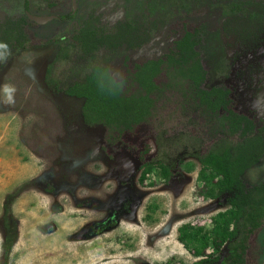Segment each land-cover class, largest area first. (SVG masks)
I'll return each instance as SVG.
<instances>
[{"label": "rangeland", "instance_id": "rangeland-1", "mask_svg": "<svg viewBox=\"0 0 264 264\" xmlns=\"http://www.w3.org/2000/svg\"><path fill=\"white\" fill-rule=\"evenodd\" d=\"M5 1L2 27L19 23L24 15L23 0ZM56 1L69 10V0H28V4L32 12L48 14L47 4ZM247 1L238 0L237 4L243 9ZM249 2L256 7L247 3L244 12L229 11L231 3L218 2L201 5L208 11L193 15L192 4L183 0H77L78 13L67 23L52 21L33 28L28 23L30 28L20 29L25 34L19 41L29 40L30 46L19 49V44H10L7 61L0 62V86L10 84L17 90L16 102L11 105L0 93V264H178L180 258L186 259L178 244V228L184 224L208 228L210 218L229 207L226 195L203 203L197 198L200 165L193 156L206 153L207 140L222 135L220 129H214V119L201 118L189 99L188 106H183L179 91L165 90L155 95L152 116L123 132L119 140L112 138L113 142L106 140L103 126L84 123L82 99L59 91L72 82H84L97 65L108 68L112 75L119 72L124 80L130 60L163 57L173 46L178 26L201 24L198 50L207 71L206 85L224 83L234 104L239 94L243 105H249L245 90L254 93L259 83L253 69L257 63L251 58L264 59V0ZM89 20L94 22L88 23L91 28L100 31L96 35L104 36V31L110 43L118 28L131 35L118 42V49H102L99 44L89 55L68 44L67 59L57 62L59 88L48 87L44 79L59 37ZM128 72L121 86L126 97L137 91L132 82L134 71ZM162 82L165 77L161 75L155 83ZM180 105L186 111L183 116ZM140 159L155 168L159 164L171 167L169 181H164L156 168L147 177L152 185L142 186L138 181ZM262 167L264 159L261 167L245 172L243 182L253 186L264 181ZM129 183L136 210L128 216L119 215L117 225L93 239H71L82 224L92 227L98 222H114L117 212L108 205L119 186ZM80 194L82 200L86 197L82 209L90 205L85 211L75 210ZM262 224L259 232L248 237L246 264L262 262L263 257L254 261L250 257L264 250Z\"/></svg>", "mask_w": 264, "mask_h": 264}, {"label": "trees", "instance_id": "trees-1", "mask_svg": "<svg viewBox=\"0 0 264 264\" xmlns=\"http://www.w3.org/2000/svg\"><path fill=\"white\" fill-rule=\"evenodd\" d=\"M87 42H89L88 38L84 42L86 47L84 48L83 45L82 50H95V43L87 45ZM198 44L199 38L187 33L176 43L177 51L168 54L165 60H151L140 67L138 66L139 68L132 77L137 91L130 96L126 97L122 94V84L113 82L107 68L97 66L93 67V72L88 78L90 83H87V86L84 85L68 93L86 97L87 100L83 107L85 121H102L110 127L113 124L119 127L145 121L146 117L150 116L151 111L155 109L156 99L154 100L152 95L159 96L165 89L180 90L183 98L185 94H194L195 98L192 102H199V106H205L211 112H216L221 107L225 109L226 91L221 89L205 91L200 88L205 81L206 73L201 66L198 53L195 51ZM163 72L167 81L158 85L154 79L160 77ZM185 102L187 103V100ZM228 113L227 117L231 119L228 134L232 136L241 128L245 119L231 111ZM260 152L251 153L246 145L226 142L215 144L203 155L199 152L195 154L201 166L198 180L202 184L197 190V195L204 198H217L225 193L231 194L228 197V202L231 205L230 210L213 218L214 225L210 230L212 246L215 250L220 251L227 243L230 247L231 255L226 259L227 262L221 264H245L244 254L247 251L248 237L262 226L264 184L246 188L241 180L244 171L257 161ZM141 168L140 183L142 186L152 185L147 182L146 176L156 168L164 181H168L171 176L169 167L163 164H159L155 168L153 164L145 162ZM243 211L245 215H243ZM181 232L184 237L191 239V242L186 244L188 248L192 247L196 254H202L205 251L198 239L200 236L198 231L183 228ZM7 244L9 246L10 242ZM261 252L263 253L264 250Z\"/></svg>", "mask_w": 264, "mask_h": 264}, {"label": "flooded vegetation", "instance_id": "flooded-vegetation-1", "mask_svg": "<svg viewBox=\"0 0 264 264\" xmlns=\"http://www.w3.org/2000/svg\"><path fill=\"white\" fill-rule=\"evenodd\" d=\"M183 1L189 2V3L192 4L193 10L191 12H192L193 15H196V14L197 15H201L205 11H208L207 8L205 9L204 7H200L201 5L207 6L208 4H213V6H214L218 2L219 3H223V2L231 3L230 6H228L229 7V11L234 10L235 12L236 11L237 12L246 11L247 3H250L254 7H256V4H254V2H249L250 0L247 1L243 5V9H242V4L241 5L237 4L238 0H183ZM56 2L48 3L47 6H46L47 9H45V10L48 11V14H43V13H40L38 11H36V12L33 11L32 12L30 10V6L28 4V0H23V13H24L23 18H20V20H18L19 23L10 22L9 24H7V23L4 24L3 27L0 26V42L7 43L8 45H10L12 43H16V44H19V46H18L19 49H25L26 47L30 46L31 42L28 40L25 43L21 44V42L19 41L20 37H21V34H25V33H23V31L20 30V29L22 27H24V26H26V28H30L28 23L31 24L32 28L35 27V26H43L44 27V26L48 25L50 22H52V21H56V22H60V23H63V22L67 23L68 21H70L71 19H73L77 15V13H78L77 0H69V2H68L69 10L68 11H66L64 6H61V4L58 5V3L59 2L62 3V1H56ZM4 6H7L6 1L5 0H0V21L3 19L4 15L7 13L3 9ZM13 9L14 8H12V11H13ZM12 15H15V14H12ZM12 17L13 16L8 14V18H12ZM40 17L46 18V20L44 22H42V23H39V22L34 20V18H40ZM88 23L94 24V22H92V20H89V22H87V23L85 22L82 25L81 28L74 27L72 33L68 34V32H67V33L61 34V36L59 37V39H58L59 41L57 42V46H56L55 57H54L53 61L51 62V64L48 66V68L46 70V76H45V79H44V81H45L44 83H46V85L48 87L50 86V87H53L54 89H58L59 88L58 81H57L58 75H56V71H57V68H58L57 62L59 61V59L61 61L67 59L68 52H69V48H68L69 46H67L68 44L78 47L81 52L85 53V55H89V54L93 53L96 50V47L99 44L103 45V47L101 46L102 49L103 48H109V50H112V51L115 50L116 48L118 49V48H120V45H121L118 42H124L126 36L131 35V34H122V33H120V28H118V30H117L118 34H116V36L114 37L112 43H110L108 36H106L107 33H104V31H103L102 34H105L104 36L96 35V34H99L100 31L99 30H95L94 27L91 28L92 26H90V24H88ZM201 27H202L201 24H199L196 27V26H190L189 24L188 25H186V24L184 25V23H183L182 26L181 27L178 26V28L175 31V34H177V36H175L173 38V40H172V42H173L172 45L173 46H171L169 48V50L167 51V53L165 55H163V57H160L158 59H147V60H144V61L142 60V61H136V62H133L132 60H130L129 62L131 63V65L128 64V67H125L124 70L128 74H130L128 72V70L129 71L131 70V72L134 71V73L132 74V77H133V75L135 74L136 70L140 66H142L144 63H146L148 61H151V60H153V61L165 60V57L168 54H170L171 52H176L177 51L176 43L179 42V40L182 39L185 34L188 33V34H191L193 37L199 38V44L195 47V51L198 53V57H199L201 66H202L203 70L206 73L205 81L201 84L200 88L202 90H205V91H210L212 89H221L222 91H226V97H225L224 100L227 102L225 104V109H224V107H221L216 112H211V110H208L205 106H199L198 105L199 102L198 103L197 102L193 103L194 104L193 105L194 111H198L200 113L201 118H203V119H209V120L214 119V129H220V131L222 132V135H218L219 137L215 141L210 140V139L207 140V144H204V146L205 147L206 146L209 147L207 149V151H208L211 147H213L217 143L232 142L233 144H238V145H241V146L246 145L248 151H250L251 153H255V152L261 151L259 153V155H258L257 161L255 163H253L248 169H246L244 171V173L242 174L241 180L243 182L242 177L245 175V172L250 170V168H252L253 166L254 167L255 166L261 167L263 159H264V73H263L264 72V59L263 58H259V56H257V60H255V56H253L251 58V62L253 64L257 63V66L253 68L254 72H255L254 75H259V78L257 80L259 83H258V85L256 87L255 92L254 93H249V89L248 88L245 90V93H246V95H247V97H248V99H249L251 104L248 105V103H246V105L245 104L243 105L242 100L238 99L239 98V94H238V98H237V104H236V101H235V104H234L233 100H230V98H229V97H231L230 96L231 90L229 88H227L224 83H223L224 86L222 84H220V83L216 84V85H213V86L206 85L207 71H206V69H205V67L203 65V58H202V56H201V54H200V52L198 50V47L201 44V40H202ZM113 29H115V28H113ZM25 32H27V30H25ZM120 34H122V35H120ZM87 38L89 39V42L91 41L90 42L91 44L95 43V45H94L95 46V50L94 49L90 50V51L82 50L83 45H84V48L86 47V44L84 42L86 41ZM94 38H98V39H96L94 41ZM88 44L89 43L87 42V45ZM105 44H108V45H105ZM103 59H105V58H103ZM97 67L106 68V67L98 66V65H97ZM72 72H73V70H72ZM91 72H93V71L91 70L90 73L85 76L84 82H80V81H78L77 83L76 82H74V83L72 82L71 85L69 84L70 86H68L67 88H64L62 91H59V92H63L65 95H67L69 97L83 100L82 118H83L84 123L86 125H88V126H98V125L99 126H103L105 128V130H106V140L113 141V142L115 140H113L112 138H117L119 140V138L122 136L123 132L124 133L130 132L131 130L134 129L135 126H137V125H139L141 123L143 124L147 120V118H150V116H152L153 111H151V115L150 116L146 117L145 121H143V122H141L139 124L131 123V124H128V126H125V125L121 126L120 125L119 127H117L114 124L112 125V127H110V125H107V124H105L102 121H100V122L85 121L84 115H83V107H84L85 102L87 100L86 97H78L76 95H71L68 92H70L71 90L73 91V90H75L77 88L83 87L87 83H90L88 78L90 77ZM109 73H110L111 76H113L110 71H109ZM127 73L125 74L124 80L126 79ZM76 75H79V74L77 73ZM161 75L165 77V82H166L167 80H166L165 73L163 72V73H161ZM156 79H157V77L154 79V81H156ZM124 80H122V81H124ZM165 82H162V83H165ZM166 91H177V92L179 91L180 94H181V91L180 90H176V89H174V90L167 89ZM155 95L156 94H153L152 98L154 97V99H156ZM254 95L256 96V98H253ZM178 96H181L183 98L182 94L178 95ZM194 98H195L194 94H191V95H186L185 94V97L183 98V106H184V104L187 105L185 100L189 99L190 101H192ZM248 107H250L251 109L248 108ZM178 110H179V113H181L182 116L186 114L185 109L181 105L178 107ZM248 110L251 111V112H249ZM228 111H231V112H233L234 114H236L238 116H242L245 119L244 123L241 125V128L238 131H236V133L233 134L232 136H230L228 134L229 127L231 126V119H229L227 117L229 115ZM178 117H179V114H178ZM202 128H203V125L200 127V129H202ZM207 138H209V137H207ZM202 139H206V138H202ZM160 147H161V144H160ZM147 149L149 150V148H147ZM200 154L203 155L205 153L202 152ZM193 157H195V154H194ZM196 160H197V158H196ZM138 162H139L138 169L141 170L140 176H139V180H138L139 183H140V177H141V174H142L141 166H142V164L145 163V161H142L140 159ZM199 165H200V163H199ZM165 166H167V165H165ZM176 167L178 168L177 165H176ZM200 168H201V166H200ZM262 168H264V167H262ZM262 168H260V171L263 172ZM169 169H170V171H172L171 167H169ZM186 169H187L188 172L191 171V168L189 169L187 166H186ZM199 171H200V169H199ZM149 175L150 174H148L146 176V179H148L147 177ZM171 176H172V173H171ZM171 176H170V178H171ZM198 183H201V182L198 180ZM261 184H264V181H262V182H260L258 184H255L253 186H250V185L247 186L244 183L246 188H253V187L259 186ZM201 186H202V184H201ZM198 188H200V186H198ZM115 191L116 190H114V192ZM114 192H112L110 194L113 195ZM115 193H117V194L114 195L115 197L113 196L114 198L112 200V204L108 205V208H111L114 212H117L116 217L114 219V222H113V220L111 222H103V223L102 222H98V223L93 224L92 227L87 226V225L85 226V225L82 224V228L79 229V232L75 231L72 234V238H71L72 240L74 239V240L79 242V241L88 240V239H91V238L93 239L99 233H102L105 230L112 229L111 227H112V225L114 223L115 224L117 223L119 215L128 216V213H131L132 211L136 210V209L133 208V206H134L133 204L134 203H133V201L131 199V197H133L134 202L136 200V197H135L134 192H133V185L131 183L123 185V186L120 185L118 190ZM81 195L82 194H80L78 196L79 199H77V198L75 199L74 206H75V210L76 211H77L78 208H80L81 211H85L88 207H90V205H85L86 208L82 209V206H84V204H83L84 202H82V201L86 202V197H85V200H82ZM224 195L227 196L225 202L228 204L229 207L225 211L218 212L216 215H214V216H212L210 218V225H211L210 227L208 226V228H207V227L201 226V225L195 226V224H192V225L184 224V225H181L178 228V237H177V240L179 242L178 244L182 248L183 257L186 258L185 260H184V258H180V260L178 261V264H208V263L221 264L223 262H227L226 259L229 258V256L231 255L230 254V249H229L230 247H229L228 243L223 245V247L220 249V251L217 252V250H215L214 247L212 246V237L210 235V230L212 229V227L214 225L213 218H215L219 214L225 213L226 211L230 210V208H231V205L228 202V197L231 196V194L230 193H225ZM224 195H222L220 197H217V198H204L202 196L197 195V198L199 199V200L198 199L197 200H198V203H203V201H205V200H210V201L214 200L215 201V200H218V199L222 198ZM108 198H107V200H108ZM88 199L89 198H87V201H88ZM96 202H99V201H96ZM91 205H92V203H91ZM198 205L199 204H197V207H198ZM242 213H243V215H245L244 211ZM83 219H84V216L81 217V220H83ZM145 219H147V217H145ZM263 222H264V218L262 219V223ZM183 228L193 229L194 231H198L199 232L200 236L198 237V239L202 243L201 246H204L203 249L205 250V251H203L202 254H196V251L192 247L190 249V248H188L186 246L187 242H191V239L189 237H184L183 233L181 232V229H183ZM260 228H262V226ZM260 228H258V229H260ZM56 230H57V228H56ZM256 232H259V231H256ZM256 232L253 235H255ZM253 235H250V236H253ZM248 244H249V242H248ZM248 244L246 245L247 246V251L244 254L245 264L247 263L248 253H249ZM188 246H192V245H188ZM258 250H260V249H258ZM221 251H223V252H221ZM261 251L262 250L253 253L254 255L250 254V257H251V259L253 261L256 260L257 257H263L262 262H261V264H263V262H264V252L262 253ZM182 252L180 254L178 253V256L179 255L182 256L181 255Z\"/></svg>", "mask_w": 264, "mask_h": 264}, {"label": "clouds", "instance_id": "clouds-1", "mask_svg": "<svg viewBox=\"0 0 264 264\" xmlns=\"http://www.w3.org/2000/svg\"><path fill=\"white\" fill-rule=\"evenodd\" d=\"M10 55V48L7 43L0 42V62H6ZM113 82L119 85L122 84V74L114 72L112 76ZM103 90V88H101ZM16 88L13 85L5 84L0 86V93L3 94L8 104H15L16 102ZM219 252V251H217Z\"/></svg>", "mask_w": 264, "mask_h": 264}, {"label": "water", "instance_id": "water-1", "mask_svg": "<svg viewBox=\"0 0 264 264\" xmlns=\"http://www.w3.org/2000/svg\"><path fill=\"white\" fill-rule=\"evenodd\" d=\"M34 20L39 22V23H42L46 20V18L40 17V18H34ZM263 264H264V262H263Z\"/></svg>", "mask_w": 264, "mask_h": 264}]
</instances>
